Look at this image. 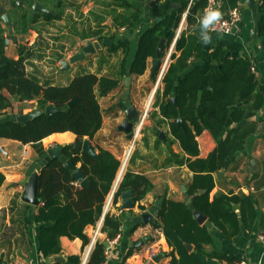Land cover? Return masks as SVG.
Returning a JSON list of instances; mask_svg holds the SVG:
<instances>
[{
  "label": "trees",
  "instance_id": "16d2710c",
  "mask_svg": "<svg viewBox=\"0 0 264 264\" xmlns=\"http://www.w3.org/2000/svg\"><path fill=\"white\" fill-rule=\"evenodd\" d=\"M39 1L49 8V12L31 14L28 21L25 13L19 18V23H27L36 30L34 23L39 20V16L45 23L62 19L63 11L58 8L62 1ZM52 1H56L55 9L52 4L50 6ZM122 3L129 7L127 1ZM255 4L259 17L258 38L264 45V0H255ZM205 6L206 0H197L189 7L185 29L175 41L174 51L160 80L161 98L157 103L159 115L163 120H168L171 135L178 140L181 149L188 155L182 159L176 158L175 162L186 164L193 172L187 188L191 202L165 200L158 211L160 223L155 227L161 229L168 246L172 248L170 264H203L197 252H204L202 245L210 243L211 235L206 225L196 221L193 211L205 215L210 224L226 238L234 237L241 226L252 229L257 217L255 203L249 196L229 192L209 198V192L214 185L213 172L233 162L238 153L244 150L249 135L256 131V121L251 120L245 124L242 121L252 118L262 108L264 86L257 81L251 56L227 55V52H242V46L237 41L208 29L210 23L203 13ZM184 7L179 10L172 30L168 33L165 28L166 18L146 27L138 38L129 71H126L124 57L118 78L86 72L77 74L66 85L40 82L37 77L28 75L27 59L33 52L27 50L17 59L8 57L5 53L4 29L0 27V116L5 117H0V139L31 144L39 155L45 153L42 139L55 132L69 131L75 134L76 139L92 140L102 126V110L98 97L113 91L121 77L136 78L145 72L147 60L155 56L159 40L165 37L164 46L172 42ZM232 8H241V0H222L221 12ZM139 16V10L134 9L131 13L119 16L122 20H117V24L132 27ZM100 32L101 30L94 31L86 37L101 40L105 35ZM205 37L210 39L205 41ZM209 41L214 44L209 49L210 63L202 81V67L190 65L193 59L203 56ZM118 47L112 45L110 49L116 50ZM59 58L61 55L56 57L57 60ZM172 97L175 98V104L169 100ZM30 100L37 101L39 108L51 104L59 108L65 106V109L49 117L42 114L26 122H17L15 115L7 113V109L13 108L14 102ZM72 100L74 102L69 105ZM237 103L241 105L238 106ZM118 106L124 109L122 101H119ZM248 106L251 109H248ZM177 117L183 120L185 129L177 125ZM205 129L211 132L216 147L207 157L202 158L198 156L196 136ZM94 149L97 150V159L75 150L72 144L63 148V154L71 158L75 166L79 164L83 177L88 179L84 186L71 177V171L58 159L50 160L38 175L39 203L34 215V222L38 226L34 231V239L39 256L47 260L49 257L61 255V237L71 240L78 238L82 241L80 254H71L49 264H82L83 249L90 242L85 228L95 225L99 220L105 200L112 189L120 168V160L102 147ZM3 179L4 176L0 172V186ZM253 180L255 187L264 188V172H255L251 178V181ZM151 188V181L144 175L126 171L113 193L111 202L115 204L125 190L131 191L134 201H140ZM199 189H204L205 192L195 195ZM236 209L239 210L240 217ZM123 217V212L120 215L109 212L104 214L101 232L107 239H113L120 232ZM261 227H264V216L261 219ZM188 243L193 244L196 249L188 251ZM105 251L103 242L97 240L84 264L103 263ZM207 255L231 262L225 255L215 252Z\"/></svg>",
  "mask_w": 264,
  "mask_h": 264
},
{
  "label": "crops",
  "instance_id": "0c3cea01",
  "mask_svg": "<svg viewBox=\"0 0 264 264\" xmlns=\"http://www.w3.org/2000/svg\"><path fill=\"white\" fill-rule=\"evenodd\" d=\"M58 1H62V5L58 7L59 10L63 11L62 19L45 23L39 16V20L34 23L36 30H33L29 24L22 25L19 23V18L26 13V20L28 21L29 15L38 12L48 13L49 8L44 6L39 0H0V27L4 29L5 53L8 57L17 59L19 57V46L24 47L25 51L26 47L24 45L30 46L35 42L32 49H38L41 52L39 53L40 57H51L53 64L50 66H56L58 63L60 64L61 60L68 59L85 41L98 40L101 42L103 39L111 40V44H102L101 51L87 55L84 60L72 64L68 70H62L61 64L58 68H52L51 76L54 80L50 81V79L48 82L53 85H66L77 74L86 72L118 78L121 61L124 57H126V71H129L136 52L138 38L146 27L155 21L166 18L167 24L165 28L166 33H168L172 30L179 10L185 5L177 27L174 30L175 35L172 42L163 48L161 65L155 74V78L159 75L162 77L163 72L169 64L170 55L174 51L175 41L181 31L185 29L186 16L183 17V13L190 0H125L129 7L122 3L124 0ZM244 1L241 0L240 8L242 16L241 30L237 37L226 38L237 41L242 46V52L240 53L252 57L253 71L256 74L257 81L260 85L264 86V45L261 43L258 35L255 42L251 43V46L249 45L252 23L250 13L244 7ZM35 2L47 9L48 12L38 9L32 12L31 6ZM55 3L56 1H52L50 6L52 4L53 8ZM134 9L139 10L140 16L132 27L117 24V20H122L119 16L124 13H131ZM227 11L221 12L220 8L218 9L220 14ZM3 13H7L16 38L21 37L23 39L20 42L17 41L18 43H16L13 39H6L8 29L1 19ZM97 30H101L100 34H104L105 38L100 40L96 37H86ZM213 44V41H209L204 48L203 56L199 59H193L190 65L191 67L196 65L202 67V81L208 70L210 63L209 49ZM112 45L119 47L116 50H112L110 49ZM125 47L127 48L126 51L124 50ZM8 50H11V53H8ZM60 55L61 58L57 60L56 57ZM44 58L42 59L43 61ZM28 60L29 58L27 62ZM151 61L152 57L147 60L145 72L136 77L137 81L147 76L148 79H152L150 75ZM164 61H167V64L162 71ZM123 78L124 76L121 77L118 86L113 91L105 96L98 97L102 110V126L94 138L89 140L93 148L102 147L120 160L121 164L112 186V194L116 190L123 174L129 171L144 175L152 183V188L143 199L134 201L131 198L134 202V206L130 210L132 215L140 214L146 209L153 207L158 201H160V206L165 200L186 203L187 198H191L187 194V188L192 180L193 172L186 164L175 162L176 158L182 159L188 155L181 149L178 140L171 135L169 122L168 120H163L159 115L158 106H156V111L161 121L156 119V124L151 125L149 133H145L142 129V133L139 131L136 137L130 141L125 132L118 129L122 122L121 118L119 119L118 117L122 114V108L118 106L119 101L130 100L137 108V103L133 101L131 95L144 92L146 88L144 83L137 86L136 90L132 87L130 89L129 87L124 88ZM133 80L134 78L131 77L130 82ZM156 84L157 82L155 83V87ZM120 93L126 95V97L123 99L118 98L117 96H120ZM149 93H151V90ZM102 100H104L105 104ZM20 104L27 106L21 113H27L30 109L38 107L35 100L20 102ZM9 110L7 109L8 114ZM147 114L148 112L146 111V116ZM251 120L256 121L258 125L263 123L264 127V98L262 108L252 118L244 120L242 123L245 124ZM161 123H164L162 127H160ZM142 127L143 124L140 130ZM153 127L156 129L154 130ZM160 131L163 132L164 138L158 137ZM75 139V134L65 131L52 133L43 138L41 142L46 150L59 144H72ZM196 141L199 150L198 156L202 158L207 157L216 147V142L211 132L206 129L196 136ZM123 148L127 150L124 151ZM129 148H131L130 152L125 159ZM174 155H177V157ZM40 160L41 155L36 152L31 144H22L12 139H0V172L4 176L0 186V264H47V261L39 256L34 239V231L38 226L34 222V215L37 212L38 204L31 205L21 200L24 193V181L32 174ZM251 160L255 161V168H253ZM255 172H259L260 174L264 172L263 130L261 133H256L255 131L254 134L249 135L244 150L238 153L233 162L227 167L213 172L214 185L209 192L210 199L220 193L227 194L229 192L249 196L255 203L257 211L256 221L252 229H245L241 226L239 232L234 237L226 238L206 218L202 224L210 228L211 241L202 245L204 252H197L203 264H228L227 260L207 255L213 252L225 255L231 262L244 258L254 264H264V227H261V219L264 216V188L255 187V180L251 181ZM111 192L105 201L102 214L99 217L101 221L107 212L113 215H120L123 212L125 217V210L122 208L124 200L120 195L116 203L112 204L110 199ZM158 211L154 217L156 224L148 222L136 226L130 220L123 217L120 232L113 239H108L109 241L100 230L98 240L108 242V246L105 247V260L101 264H149L151 262L150 255L152 257L156 255L161 256L158 263L155 264H170L172 248L168 246L161 229L155 227V225L160 223ZM236 211L239 210L236 209ZM94 226L89 225L85 228V233L89 239ZM145 235L148 236L147 241L142 245L132 246V242L141 239ZM60 242L62 254L59 256L62 258L71 254L81 253L82 241L80 239L75 238L71 240L67 237H61ZM187 245H190V247L188 248ZM92 246L89 242L84 247L82 264L87 259ZM186 247L188 251L196 249L193 244L189 243L186 244ZM174 256L177 257V254L174 253Z\"/></svg>",
  "mask_w": 264,
  "mask_h": 264
},
{
  "label": "water",
  "instance_id": "95a60500",
  "mask_svg": "<svg viewBox=\"0 0 264 264\" xmlns=\"http://www.w3.org/2000/svg\"><path fill=\"white\" fill-rule=\"evenodd\" d=\"M244 7L249 11L250 17H251L252 30L250 33L251 41L249 44L251 46V43L255 42L257 35L259 33V18L257 15V7L255 5V0H245L244 1ZM31 8H32V12H35L37 9L42 10L44 12H48L47 9H45L44 7L39 5V3H37V2L33 3ZM1 19L4 21V23L6 24L7 29H8V34L6 36V39H13L15 41L16 36L13 34L7 13H3L1 15ZM165 41H166L165 37H162L158 42L155 56L152 58V61H151V68H150L151 78L155 77V74L161 65V60H162L161 56L163 54V48H164ZM106 43L111 44V40L103 39L101 42L98 40L85 41L80 48H78L71 56L68 57V59H63L60 61L62 70H68L72 64H75L77 62L84 60L87 55L93 54L96 51H101L102 44H106ZM240 54L241 53L239 51H236L233 53L227 52V55H233V56H239ZM159 76H161V75H159ZM159 76L157 77V83L159 81ZM130 81H131L130 76H125L123 78L124 88L128 87ZM169 100L174 104L176 103L175 98H173V97L170 98ZM73 102H74V100L70 101L68 104L71 105ZM122 103L125 107V110H124L125 119L121 122L118 129L120 131L125 132L127 138L131 141L134 137V121L136 119H138L139 111L135 107V105H133L131 103L130 100H123ZM237 105L239 106V105H241V103H237ZM247 108L251 109L250 106H248ZM64 109H65V106H63L62 108H59V107H56V106L51 105V104H48V105L44 106L43 108L34 107V108L30 109L27 113L15 114V120L17 122H26V121L33 119L37 116H40L42 114L49 117L50 115L55 114V113L59 112L60 110H64ZM175 122L182 129H185L183 120L180 117H177L175 119ZM153 129L155 130L156 128L153 127ZM262 130H263V123H260L256 129V133H261ZM158 137L164 138L163 132L160 131L158 133ZM66 145L67 144H59L56 146L49 147L48 149L45 150V153L43 155H41V160L36 165L35 170L24 181V193L21 197L22 201H24L27 204H31V205H37L39 203V200L37 198L38 175H39L41 169L52 159H58L61 162H63L64 166L68 170L71 171V177L73 179H75L76 181H78L80 183V185L84 186L87 184L88 179L83 177L79 167L74 165L71 158H67L63 154V148ZM72 145H73V148L75 150H79L80 152L87 153L88 155H90L91 157H93L95 159L98 158L97 152L95 151V149L93 148V146L91 145L90 141L87 138H84L82 140L75 139L73 141ZM251 164H252L253 168H255V161L254 160H251ZM204 192H205L204 189H199L195 193V195L196 194H202ZM121 197L124 200L122 208L125 210V219L130 220L136 226L140 225L141 223H148V222L156 224L154 217L157 215V211H158V208L160 206V201L156 202V204L153 207L146 209L145 211L141 212L140 214L132 215L130 210L133 208L134 202H133V200H131V198H132L131 191L130 190L123 191L121 193ZM190 202H191V198H187L186 203H190ZM236 213H237L238 217H240V212L236 211ZM194 218L196 219V221L199 224H202L203 222H205L207 217L205 215H202L199 212H194ZM239 223L242 224V221L240 219H239ZM207 230L209 231L210 228L208 227ZM147 238H148V236L145 235L141 239L134 241L131 244H132V246L142 245L145 241H147ZM103 245L105 247H107L108 242L103 241ZM187 247L189 248L190 245H187ZM160 257H161L160 255H156V256L152 257L151 262L149 264L158 263V260L160 259ZM61 259H62L61 256H54V257L47 258L46 261L49 264L51 262L60 261Z\"/></svg>",
  "mask_w": 264,
  "mask_h": 264
},
{
  "label": "rangeland",
  "instance_id": "374dc122",
  "mask_svg": "<svg viewBox=\"0 0 264 264\" xmlns=\"http://www.w3.org/2000/svg\"><path fill=\"white\" fill-rule=\"evenodd\" d=\"M26 50H30L33 52L31 58L27 62L28 64L26 65L27 74L32 75L34 77H37L41 82L48 81L50 79H51L50 81H53L54 78L51 76V71H53V70H51V69L54 67L58 68L60 64L58 63L56 66H54V65L50 66L51 64H53L51 57L50 58L40 57L39 53H41V52H39V50L36 48L32 49V48L27 46L25 51ZM7 52L11 53V50H8ZM43 58H44L45 62L42 60ZM156 82H157V78L154 77L152 79H148V76H147L145 78H141L139 81H137L136 78H134V80L132 82H130L128 85L129 89L132 87L135 90L137 89V86H139L141 83H144L146 85L144 92L142 91L141 93H134V95H131L133 101H135L137 103V106H138L137 109L139 111L140 117L142 116V114L146 110V107L148 106V110H147L148 114L145 118V121L143 122V127L140 130L141 133H142V129L145 133H149L151 125L156 124V122H155L156 119L161 121V119L158 118L156 106H157V103L160 102V98H161L160 87H162V86L160 84L161 81H159L158 82L159 84L155 88ZM150 90H151V93H149L150 94L149 95L148 92ZM117 97L123 99L126 97V95H122L120 93V96L118 95ZM102 102L104 103V100H102ZM25 107H27V106L20 104V102L19 103L14 102V106L12 109L9 110V113L11 116H14L17 113H21ZM118 117H119V119L121 118L120 120H122V121L125 119L123 110H122V114H120ZM1 118H5V117H1ZM138 120L135 122V125L137 124ZM163 124L164 123H161L160 127H162ZM123 142L125 143V141H123ZM125 146L127 147V145H125ZM123 150L125 151L127 149L123 148ZM121 153H123V152H121ZM125 154H126V152H125Z\"/></svg>",
  "mask_w": 264,
  "mask_h": 264
},
{
  "label": "built area",
  "instance_id": "2783aa9c",
  "mask_svg": "<svg viewBox=\"0 0 264 264\" xmlns=\"http://www.w3.org/2000/svg\"><path fill=\"white\" fill-rule=\"evenodd\" d=\"M145 1H155V0H145ZM192 1L193 0L189 1L187 8L185 9V11L183 13V17L186 16ZM220 5H221V0H206V6H205L204 11H203L204 16L208 17L210 14L215 15L216 13L214 11H218V9L220 8ZM241 25H242V16H241L240 8H232V9L228 10L226 13L220 14V17L218 20H214L213 22H211L209 29H210V31H214L216 33H219V34L225 36V37L235 38L238 36V34L241 30ZM166 64H167V61H164L163 65H162V71L165 69ZM160 78H161V76H159V80H160ZM147 109H148V106L146 107V110L144 111L142 116L139 118L136 126H134L135 128H134L133 139L136 137V135L140 131V127L142 126V124L146 118ZM130 149L131 148H129V150L127 151L125 159H126L127 155L129 154ZM112 196H113V194L111 192V196H110L111 201H112ZM104 205H105V203H104ZM101 222L102 221L100 219L95 224V226L92 230L91 237H90V244L91 245H94V243L98 240V236L100 234V230H101V226H102ZM112 241H110V242H112ZM151 258H152V256L150 255V259ZM228 264H254V263L250 262L247 259L241 258L238 261H233V262H230Z\"/></svg>",
  "mask_w": 264,
  "mask_h": 264
},
{
  "label": "flooded vegetation",
  "instance_id": "af4514ba",
  "mask_svg": "<svg viewBox=\"0 0 264 264\" xmlns=\"http://www.w3.org/2000/svg\"><path fill=\"white\" fill-rule=\"evenodd\" d=\"M35 14H36V13H35ZM21 40H23L21 37H17V38L15 39V42L18 43L17 41L20 42ZM34 45H35V42H33V43L30 45L31 47H30V46H28V47L32 48ZM18 46H19V45H18ZM24 46L27 47L26 45H24ZM24 52H25V51H24V47L19 46V56H21V55L23 56ZM30 58H31V57H29V59H30ZM158 84H159V83L156 84V87H157ZM160 84L162 85V83H160ZM156 87H155V88H156ZM123 110H125V108H124ZM124 113H125V112H124ZM139 117H140V114H139ZM139 117H138V119H139ZM138 119H136V120L134 121V126H135V122H136ZM159 138H160V137H159Z\"/></svg>",
  "mask_w": 264,
  "mask_h": 264
},
{
  "label": "clouds",
  "instance_id": "9594fccd",
  "mask_svg": "<svg viewBox=\"0 0 264 264\" xmlns=\"http://www.w3.org/2000/svg\"><path fill=\"white\" fill-rule=\"evenodd\" d=\"M216 14L215 15H212L210 14L208 17H207V22L211 23L213 22L214 20H218L219 17H220V13L218 11H214ZM210 38L209 37H205V41L209 40Z\"/></svg>",
  "mask_w": 264,
  "mask_h": 264
},
{
  "label": "bare ground",
  "instance_id": "6f19581e",
  "mask_svg": "<svg viewBox=\"0 0 264 264\" xmlns=\"http://www.w3.org/2000/svg\"><path fill=\"white\" fill-rule=\"evenodd\" d=\"M154 90V89H153Z\"/></svg>",
  "mask_w": 264,
  "mask_h": 264
}]
</instances>
